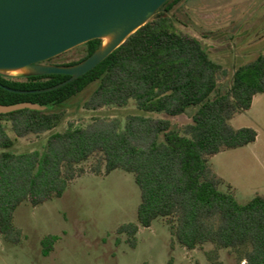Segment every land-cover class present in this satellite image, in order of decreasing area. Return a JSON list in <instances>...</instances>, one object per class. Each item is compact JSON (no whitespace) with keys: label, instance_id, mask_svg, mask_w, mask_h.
<instances>
[{"label":"trees","instance_id":"16d2710c","mask_svg":"<svg viewBox=\"0 0 264 264\" xmlns=\"http://www.w3.org/2000/svg\"><path fill=\"white\" fill-rule=\"evenodd\" d=\"M181 1L168 0L100 64L60 87L46 90L71 75L0 72V104L55 105L46 111L25 108L0 114V233L9 241L18 243L22 237L14 221L18 206L61 197L82 175L78 166L93 158L96 174L119 168L135 175L141 190L137 222L119 228L133 246L140 227H150L161 217L188 250L206 243L244 247L243 264H264V193L240 202L212 164L215 155L257 139L254 128H236L231 121L252 107L255 95L264 93V53L237 67L230 85L221 90L230 71L211 57L199 38L178 27L172 11ZM101 43L97 38L82 44L77 59L57 61L61 54L45 63L76 65ZM92 85L83 102L87 110L126 108L135 101L142 112L172 117L193 109L192 119L174 125L170 118L138 113L124 120L96 116L86 124L70 121L56 131L71 101ZM45 132L51 134L43 149L13 150L20 138ZM56 240L53 234L43 238L44 254L54 249Z\"/></svg>","mask_w":264,"mask_h":264},{"label":"rangeland","instance_id":"374dc122","mask_svg":"<svg viewBox=\"0 0 264 264\" xmlns=\"http://www.w3.org/2000/svg\"><path fill=\"white\" fill-rule=\"evenodd\" d=\"M172 14L185 34L199 38L211 57L229 69L230 76L221 83V90L230 85L237 67L264 53V0H183ZM82 49L77 46L57 61L77 59ZM3 73L18 75L12 71ZM94 87L71 101L67 117L56 131L64 130L70 121L86 124L96 116H118L124 120L127 115L138 113L170 118L174 125L192 119L193 109L172 117L142 112L135 101L126 108L87 110L83 102ZM50 134L20 138L13 150L43 149ZM96 163L93 158L81 163L78 168L83 170L82 175L69 183L61 197L38 206L29 202L18 206L14 221L22 230V237L14 243L0 233V264H243L247 248L228 249L206 243L188 250L161 217L150 227H140L133 246L119 228L137 222L141 190L135 175L119 168L106 175L96 174L92 171ZM252 197L237 195L242 203ZM49 234L56 235L57 240L46 255L42 240Z\"/></svg>","mask_w":264,"mask_h":264},{"label":"water","instance_id":"95a60500","mask_svg":"<svg viewBox=\"0 0 264 264\" xmlns=\"http://www.w3.org/2000/svg\"><path fill=\"white\" fill-rule=\"evenodd\" d=\"M167 1L0 0V72L28 66L34 71L17 76L71 75L67 81L46 90L60 87L100 64ZM110 35L113 40L103 49V39ZM97 38L102 39L99 48L76 65L43 63ZM25 108L46 111L55 105L37 102L0 104V114Z\"/></svg>","mask_w":264,"mask_h":264},{"label":"crops","instance_id":"0c3cea01","mask_svg":"<svg viewBox=\"0 0 264 264\" xmlns=\"http://www.w3.org/2000/svg\"><path fill=\"white\" fill-rule=\"evenodd\" d=\"M231 122L236 128H254L258 132L257 139L249 145L215 155L213 167L232 185L236 195L264 193V93L255 95L252 107L236 115Z\"/></svg>","mask_w":264,"mask_h":264},{"label":"bare ground","instance_id":"6f19581e","mask_svg":"<svg viewBox=\"0 0 264 264\" xmlns=\"http://www.w3.org/2000/svg\"><path fill=\"white\" fill-rule=\"evenodd\" d=\"M113 40V35L107 36L103 39V45L102 48H106L107 46H109V44L112 42ZM34 69H32L31 67H21V68H17V69H13L12 72L16 73V74H27L30 72H33Z\"/></svg>","mask_w":264,"mask_h":264}]
</instances>
